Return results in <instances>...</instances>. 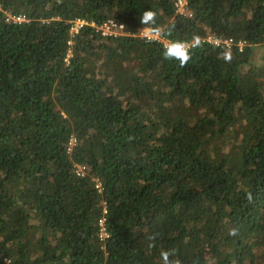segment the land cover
<instances>
[{
  "label": "trees",
  "instance_id": "obj_1",
  "mask_svg": "<svg viewBox=\"0 0 264 264\" xmlns=\"http://www.w3.org/2000/svg\"><path fill=\"white\" fill-rule=\"evenodd\" d=\"M175 2L0 0V264H264V0Z\"/></svg>",
  "mask_w": 264,
  "mask_h": 264
},
{
  "label": "clouds",
  "instance_id": "obj_2",
  "mask_svg": "<svg viewBox=\"0 0 264 264\" xmlns=\"http://www.w3.org/2000/svg\"><path fill=\"white\" fill-rule=\"evenodd\" d=\"M139 22L148 31L145 32V39L149 42H155L162 40L165 36L163 28L157 25V12L148 9L143 11ZM121 27H124L121 25ZM203 47L202 38L199 35L193 36L191 41L174 40L168 41L164 46L163 57L165 60H174L179 63L180 67H185L192 59L193 50ZM220 58L226 63H231L233 56L230 50H225L220 54ZM251 198L249 194V199ZM237 229L232 228L229 230V235L235 236ZM154 237H149V240H153ZM149 247H154V244H149ZM175 253L172 250L164 251L161 253L162 264H179L177 260L170 259Z\"/></svg>",
  "mask_w": 264,
  "mask_h": 264
},
{
  "label": "built area",
  "instance_id": "obj_3",
  "mask_svg": "<svg viewBox=\"0 0 264 264\" xmlns=\"http://www.w3.org/2000/svg\"><path fill=\"white\" fill-rule=\"evenodd\" d=\"M174 7H175V13L177 15L185 16V17H191V12L188 9L186 0H176V2L174 3ZM14 21L16 23H20V22H24L26 20L23 17H17V18H14ZM121 25L122 24H119L113 20H106L105 22H102L101 24L96 25L93 22L90 23V22H87L83 19H76L72 22L71 27L69 28V32L72 36H74V35L78 34L79 31L82 28H84L85 26H90L96 32H98L102 37H116V36L125 35L123 33L124 27H121ZM146 31H148L147 28L140 30V32L138 33V36L145 39V32ZM202 41H203V43H208L209 45L219 47V48H223L226 50H230L233 46H237L239 51H242V49L247 45V43L245 41H238L235 44V41L231 38L222 39V38H215L214 36H207ZM157 42L162 43L163 46H165L166 43L168 42V40H165L163 38L162 40H158ZM70 145H72V143H70ZM79 170L81 171V168ZM79 174H80V172H78V175ZM104 221H105L104 218L100 219V221H99V225L101 227L100 238H102V239L106 237V233H105V230L103 228Z\"/></svg>",
  "mask_w": 264,
  "mask_h": 264
},
{
  "label": "rangeland",
  "instance_id": "obj_4",
  "mask_svg": "<svg viewBox=\"0 0 264 264\" xmlns=\"http://www.w3.org/2000/svg\"><path fill=\"white\" fill-rule=\"evenodd\" d=\"M68 43H70V42H68ZM262 55H263V51L259 48H255L254 53L252 54L251 58H252V60H255L256 62H259V59ZM75 142H76L75 139L73 137H71L69 140V147H71L72 145H75ZM70 143H72V145H70ZM77 168H81V167L79 166Z\"/></svg>",
  "mask_w": 264,
  "mask_h": 264
}]
</instances>
